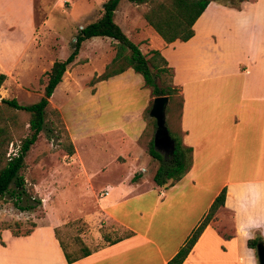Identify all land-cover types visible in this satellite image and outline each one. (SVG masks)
I'll return each instance as SVG.
<instances>
[{"label": "crops", "instance_id": "crops-1", "mask_svg": "<svg viewBox=\"0 0 264 264\" xmlns=\"http://www.w3.org/2000/svg\"><path fill=\"white\" fill-rule=\"evenodd\" d=\"M79 1L83 2L78 20L85 16L82 11L87 10V0ZM122 4L126 6L121 7ZM128 4L130 3L124 0L118 3L113 21L142 54L157 50L167 66L171 67L172 84L178 88L182 104L175 124L169 117L167 125L172 132H180L182 145L191 148L190 167L172 184L160 187L152 181L155 169L148 170L151 169L150 164L145 160L142 162L141 149L137 143L144 127L142 111L153 98L145 87L148 96L138 108L125 110L122 119H114V125L106 130L114 133V139H103L99 150L109 145L114 146V152L110 155L111 163L114 164V179L103 183L98 192L100 197L93 198L96 191L90 184L92 175L79 156L75 138L64 123L60 109L52 103L56 90H59L62 98L75 96L78 91L76 83L73 85L68 81L66 70L48 102L60 113L73 153L59 161L61 170H56V174L53 169L48 172L54 176L53 179L59 176L63 181H52L49 186L53 188L69 185L70 182L65 179L75 177L78 180L72 185H78L84 192L87 190L85 194L93 199L98 214L103 217L102 222L108 220L131 231V234L113 244L98 246L87 256L66 263L56 238L48 228L35 226L26 235H15L3 230L5 233H0V264H136V260L137 264H164L184 242L221 188L225 190L223 206L204 227L181 264H248V249L251 248L247 247L246 240L237 235L235 210L243 211L253 198L264 209V0H242L237 7L226 5L222 0L210 1L192 24L193 34L190 38L167 44L146 24L137 10L127 7ZM31 13L30 6L24 23L28 35L26 39L0 40V73L5 75L6 81L12 76L17 82H29L40 73V69L45 72L54 60H62V56L54 58L49 47L39 46L42 42L39 37L42 27L33 25ZM99 14L100 9L94 20ZM14 27L10 25L6 29ZM45 29L50 34H56L50 27L46 26ZM93 38L81 42L75 59H82V64L87 66L94 61L95 55L97 63L92 68L94 74H99L106 64L101 61L105 53L99 55L94 51L89 56L83 55V46L93 44L96 40ZM111 42L110 39V44ZM130 70L127 68L107 79L114 78V82L122 85L125 79L130 78ZM92 73L91 71L89 75L88 72L85 77H91ZM29 74L32 79L27 77ZM102 81L104 80L95 82L88 92L95 93ZM232 86L236 87L233 91V103ZM165 115L167 114H164V123L167 118ZM104 130L99 128V132ZM249 130L254 131V141L248 138ZM103 169L100 166V172ZM217 174V184L210 187L208 177ZM133 176L135 178L132 179ZM39 186V183L33 184L35 190ZM104 191L106 194L103 195ZM128 192L134 193V197L155 192L151 209L160 203L167 210L174 205V212L178 214L175 221L180 224V230L170 249L163 251L155 246L149 256L143 254L135 258V253L131 252L134 243L149 245L152 242L148 236V224L146 223L142 232L136 231L110 210L127 197ZM104 196L108 198L103 199ZM221 212L229 213L231 230L228 233L216 230L215 218ZM96 234L98 238L101 236L98 232ZM224 234L228 237H224ZM257 234L264 243V236ZM4 235L10 241H5ZM38 238L47 239L45 241L51 248L45 249L49 247L48 244L37 241Z\"/></svg>", "mask_w": 264, "mask_h": 264}, {"label": "rangeland", "instance_id": "rangeland-1", "mask_svg": "<svg viewBox=\"0 0 264 264\" xmlns=\"http://www.w3.org/2000/svg\"><path fill=\"white\" fill-rule=\"evenodd\" d=\"M67 1L69 4L64 0H0V40L15 41L28 37L24 23L27 20L28 9L31 6L32 23L35 27H42L39 37L42 42L46 43L44 45L41 42L39 46L49 47L54 58L58 56L57 59H59L62 56L61 59H63L70 52L71 42L77 30L85 23L94 20L103 0H87V10L82 11L85 16L79 20L78 16L81 14L83 1ZM229 1L236 4V0ZM122 6L126 5L122 4ZM127 7L136 10V7L132 4H128ZM10 25L15 26L14 29L7 30L6 27ZM46 26L50 27V30H53L56 34H50L51 32L45 29ZM95 38L93 44L83 46V51H85L83 55L89 56L94 51L98 52L99 55L105 53L103 58H100L101 61L107 63L114 53L110 39L108 40L105 37H94L93 39ZM84 58L86 59V57ZM93 59L94 61L86 66V64H82V59L76 58L74 63L66 67L65 75L68 76L70 83L72 82L73 85L76 83L75 88L78 91L75 96L62 98L59 90H56L52 96V103L60 109L64 123L68 126L70 134L75 138L79 156L92 175L90 184L96 191L95 195H92L94 198L95 196L100 197L98 192L101 190L103 183L114 179V164L110 160V155L114 152V146L109 145L103 150H99L102 148L100 143L103 139L108 141L114 139V133L106 132V130L114 125V119H122L125 110L138 108L140 103L148 96L149 89L147 90L142 86L141 76L130 70V78L125 79L124 84L120 85L114 82V78H112L113 80L107 79L99 83L97 90L93 93L94 95L89 93L88 89L95 83L89 84L91 77L94 75L92 67L96 62L95 55ZM71 67H75V69ZM39 71L40 73L35 75L34 79L29 82H17L12 76L6 81L5 77L0 87V98H14L19 104H30L37 101L42 91L43 82L45 81L44 73L46 72H42V69ZM91 71L93 75L85 77L88 72L90 75ZM27 77L32 79L30 74ZM231 89L233 103V99H235L233 91L236 87L232 86ZM49 107L56 110L50 103ZM167 110L164 125L166 130L173 135L175 132L169 129L167 124L170 120L167 119L170 117L175 124L176 103H169ZM56 111L58 112V110ZM60 113L58 112L60 123L55 122V118L49 112L45 114V128L50 129L51 132H47L45 129L40 131L36 141L29 147L23 158V167L19 171L22 177L23 192H19V189L11 184L0 199V233H5L3 230H7L10 233L21 235L25 231H32L35 226H40L48 228L53 234V229L56 228L58 238L62 240L68 251L77 248L78 240L89 248H96L102 243L101 234L104 233L113 237L120 234L124 229L108 220L102 222L103 217L98 214V208L93 204V199L85 194L87 190L84 192L78 185H72L74 181L77 182L78 180L75 177L65 179L70 182L69 185H63V187L58 185L53 188L49 186L52 181L63 182L61 177L58 176L53 179L54 176L48 174V172L51 169L54 170V173L56 170H61L58 163L68 155L62 145L66 143V139L70 142ZM148 117V114L143 110L141 119L144 122V127L137 143L141 149L142 162L147 161L151 168H148V170H152V168L154 170L157 161L148 155L146 149L147 141L153 132L152 125L148 123ZM100 127L105 130L99 132ZM253 133V130L247 131L248 138L255 137ZM176 134L180 135V132L176 131ZM83 136L89 138L84 139ZM254 140L252 138V141ZM168 150L169 148H167V152ZM10 151H14L13 145L9 146L8 152ZM156 151L165 155L162 149ZM100 166L104 167L102 172H100ZM218 180V174L214 177L209 176L210 187L215 186ZM34 183L40 185L37 190L33 187ZM128 194L110 210L115 216L121 218L129 228L136 231L142 232L146 223L148 224V236L152 242L149 245L134 243L131 252L135 253V258L143 254L149 256V252H153L155 246L163 251L170 249L175 244V236L180 230V224L175 221L178 214L174 212V205L167 210L163 207V203H160L151 209L155 192H147L145 195L138 197H134V193L128 192ZM107 198V196L103 197V199ZM172 204L174 203L172 202ZM138 212H141V214H138ZM215 219V227L218 232L228 233L231 230L229 213L221 212ZM96 232L100 234L99 238ZM5 236H3L4 240L10 241V238ZM42 239L38 238L37 241L47 243V239H45L47 241L44 238ZM48 246L45 249L51 248L50 244ZM137 262L136 260V264Z\"/></svg>", "mask_w": 264, "mask_h": 264}, {"label": "trees", "instance_id": "trees-1", "mask_svg": "<svg viewBox=\"0 0 264 264\" xmlns=\"http://www.w3.org/2000/svg\"><path fill=\"white\" fill-rule=\"evenodd\" d=\"M120 1L104 0L101 4L99 16L77 30L73 36L68 55L62 60H54L44 73L45 81L37 101L30 104H19L14 98H0V199L11 184L16 189H19V192H23L22 177L19 174L20 169L23 167V158L29 147L36 141L40 131L45 129L47 132H51L50 129L45 128V114L49 112L55 118V122L60 123L59 114L55 109L49 107L48 99L56 84L61 80L66 67L74 61L79 46L85 39L97 36L108 37L112 40L111 45L114 50L113 56L104 65L103 70L91 77L90 85L130 68L141 76L143 86L149 89L152 97L158 95L167 96V107L165 106L164 114L168 112L169 103H176L175 115L177 120L182 98L178 88L172 84V69L167 66L165 59L157 50H149L146 54H142L137 45L131 42L113 21L114 10ZM124 1L134 5L146 24L167 44L174 40L186 41L189 39L193 34L192 24L194 21L210 1L216 0ZM241 1L236 0V4H233L229 0H225L224 4L237 7ZM4 79L5 75L0 73V86ZM150 104L151 102L144 109L147 114ZM148 123L152 125L153 132L147 141L146 149L148 155L157 161L152 181L156 186L160 187L172 184L188 171L191 164V148L181 144L179 134L173 133L171 135L166 130L173 142V146L165 155L159 153L153 148L152 144L155 130L154 119L148 117ZM12 145L14 146V151L8 152L9 146ZM62 147L68 155L73 153V148L68 139H66V143ZM224 193V188H221L184 242L164 264L182 263L204 227L213 218L217 210L223 206ZM28 232L25 231L21 235H26ZM53 234L66 263H71L87 256L92 250L97 248H89L78 240L77 248L68 251L62 240L58 238L56 228L53 229ZM130 234L131 231L123 230L120 234L110 238V236L103 233L101 234V245L113 244L128 237ZM224 237H228V235L224 234ZM257 244H261L264 247V243L258 234H256L255 239L246 241L247 247L254 250Z\"/></svg>", "mask_w": 264, "mask_h": 264}, {"label": "clouds", "instance_id": "clouds-1", "mask_svg": "<svg viewBox=\"0 0 264 264\" xmlns=\"http://www.w3.org/2000/svg\"><path fill=\"white\" fill-rule=\"evenodd\" d=\"M237 226L236 232L244 240H252L259 233L264 236V209L261 208L259 202L253 198L246 204L243 211L236 209ZM248 264H257L254 249H248Z\"/></svg>", "mask_w": 264, "mask_h": 264}, {"label": "water", "instance_id": "water-1", "mask_svg": "<svg viewBox=\"0 0 264 264\" xmlns=\"http://www.w3.org/2000/svg\"><path fill=\"white\" fill-rule=\"evenodd\" d=\"M167 96H154L151 100L148 116L154 119L155 130L153 133L152 144L155 150L163 147L172 148L173 142L168 136L164 126V109L167 104ZM257 264H264V247L261 244L255 246Z\"/></svg>", "mask_w": 264, "mask_h": 264}, {"label": "flooded vegetation", "instance_id": "flooded-vegetation-1", "mask_svg": "<svg viewBox=\"0 0 264 264\" xmlns=\"http://www.w3.org/2000/svg\"><path fill=\"white\" fill-rule=\"evenodd\" d=\"M167 148H168V147H163V148H162V150L164 151L165 154L167 153Z\"/></svg>", "mask_w": 264, "mask_h": 264}, {"label": "built area", "instance_id": "built-area-1", "mask_svg": "<svg viewBox=\"0 0 264 264\" xmlns=\"http://www.w3.org/2000/svg\"><path fill=\"white\" fill-rule=\"evenodd\" d=\"M106 194V191L103 192V195Z\"/></svg>", "mask_w": 264, "mask_h": 264}]
</instances>
